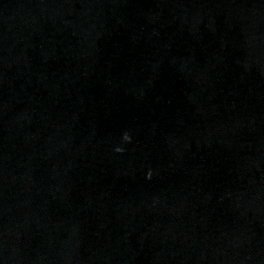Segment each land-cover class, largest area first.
Returning <instances> with one entry per match:
<instances>
[{"label":"clouds","instance_id":"1","mask_svg":"<svg viewBox=\"0 0 264 264\" xmlns=\"http://www.w3.org/2000/svg\"><path fill=\"white\" fill-rule=\"evenodd\" d=\"M124 139L126 140V141H130V139H131V137L127 134V133H125L124 134ZM116 151L117 152H122L123 151V149L122 148H116ZM151 175V173H149V176Z\"/></svg>","mask_w":264,"mask_h":264}]
</instances>
